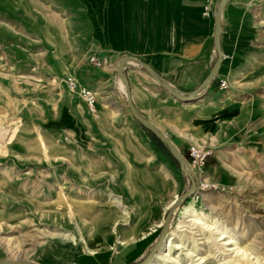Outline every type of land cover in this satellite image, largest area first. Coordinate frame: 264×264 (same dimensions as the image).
Listing matches in <instances>:
<instances>
[{"label": "rangeland", "instance_id": "374dc122", "mask_svg": "<svg viewBox=\"0 0 264 264\" xmlns=\"http://www.w3.org/2000/svg\"><path fill=\"white\" fill-rule=\"evenodd\" d=\"M82 9L80 0H0V56L38 58L36 64L6 67L12 103L7 101L0 110V264L22 260L71 264L78 253L92 251L88 217H97L99 202L104 197L111 201L109 196L114 194L101 192L115 184L111 169L116 163V138L127 135V120H132L125 114L130 113L127 96L123 95L122 105L113 96L105 112L99 109L91 114L74 93V113H69L73 117L68 116L61 79L50 78L45 54L37 53L39 45L21 31L34 16L53 11L65 18L82 14ZM252 19L255 45L246 63L228 80L229 89L219 88L215 95V100L235 107L228 110L227 104L217 118L219 149L235 150L236 156H219L235 175L234 181L228 185L208 178L216 148L210 138L199 143L211 151L203 175L210 187H198L172 209L176 198L191 189L190 178L180 167L183 177L164 218L172 212L168 231L163 224L158 232L160 244L144 258L147 264L161 252L173 260L167 264H264V1ZM93 57L80 56L72 66L71 75L81 84ZM106 68L113 71L109 78L121 79L110 60L95 69ZM148 137L162 151L164 144L151 134ZM183 154L190 161L188 152ZM189 204L199 218L206 216L202 221L212 226L211 231L186 223L191 217L186 219L183 210ZM57 233L75 240L52 237ZM230 237L231 244L224 246Z\"/></svg>", "mask_w": 264, "mask_h": 264}, {"label": "crops", "instance_id": "0c3cea01", "mask_svg": "<svg viewBox=\"0 0 264 264\" xmlns=\"http://www.w3.org/2000/svg\"><path fill=\"white\" fill-rule=\"evenodd\" d=\"M263 1L227 0L219 37L222 53L219 75L199 92L219 57L215 15H203L207 4L215 6L218 0H80L83 8L80 15L68 14L64 18L48 11L26 20L24 27L19 28L39 45L37 53L45 54L50 78L61 79L66 94L63 107L70 117L73 115L69 113H74V94L62 79L72 76L76 58L86 54L99 60L106 58L116 71L123 58L141 61L143 65L134 61L125 65V80L109 78L113 76L111 69L100 72L92 65L87 68V77L82 83L105 96L99 98L103 94L98 93L97 111L105 112L106 102L113 96L121 104L128 86L137 112L165 133L182 153H187L190 145L210 138L216 157L210 159L208 178L229 185L235 175L219 156L236 155L232 148L219 149L217 119L223 116L228 103L224 105L220 99L215 100V95L219 79L230 80L246 63L255 45L252 18ZM37 61V56H0V110L7 101L12 103L8 96L11 84L6 67H22ZM155 76L167 86L180 90L186 98L192 96L191 99H179ZM82 102L85 103L83 99ZM228 105V110L235 108ZM122 111L125 112L124 107ZM125 114H130L132 120H127V135L116 138V163L111 169L115 184L101 192L116 194L125 210L104 197L99 202L98 216L88 217L93 229L89 238L92 251L78 253L71 264H138L143 261L159 240L165 213L183 177L180 162L171 151L165 145L162 151L157 149L148 137L150 131L131 111Z\"/></svg>", "mask_w": 264, "mask_h": 264}, {"label": "water", "instance_id": "95a60500", "mask_svg": "<svg viewBox=\"0 0 264 264\" xmlns=\"http://www.w3.org/2000/svg\"><path fill=\"white\" fill-rule=\"evenodd\" d=\"M226 2H227V0H221L220 1V5L218 7V10L215 13V20H216L215 40H216V46L219 49V57H218L217 63L215 64L214 68L212 69L210 75L204 81L203 85L198 90V92L201 89H203L204 87H206L209 83H212L213 81H215L217 79L218 75H219L220 67H221V64H222V53L220 52V48H219V37H220V30H221L222 13H223V9H224V6H225ZM132 61L143 65L141 61L136 60L134 58L127 57V58H123L116 66L117 69H118V72L120 74V77L123 78L124 80L126 79V76H125V65L127 63H129V62H132ZM155 77L160 83H162L166 87H168L173 92V94L176 97H178L179 99H181V100H183V99H191L192 96H188L186 98V96H184V94L180 90H178L177 88H172V87L167 86V84L163 83L161 81V79H159L157 76H155ZM126 94H127V99H128V105H129L130 111L133 114V116L140 122V124L146 130L150 131L157 138H159V140H161V142L171 151V153L174 155V157L180 162L182 170L190 178L191 189L186 194L182 195L181 197H177L176 198L175 203L171 206V208L173 209V207L175 205H177L180 201L187 200L190 196H192L196 192L197 183H196L195 179L193 178V176L185 168V165H184V162H185L184 154L174 145V143L166 136L165 133H163L161 130H159L158 128L153 126L152 123H150L141 114H139L137 112V110H136V108H135V106L133 104L131 92H130V89L128 88V86H127ZM171 215H172V212H169L167 217H166V220H165V223H164L165 231H168V227L170 225V220H171ZM159 244H160V240L156 244L155 248ZM147 262H148V258L146 260H144V262L138 263V264H147ZM8 264H37V263L22 260V261H13V262L8 263Z\"/></svg>", "mask_w": 264, "mask_h": 264}, {"label": "built area", "instance_id": "2783aa9c", "mask_svg": "<svg viewBox=\"0 0 264 264\" xmlns=\"http://www.w3.org/2000/svg\"><path fill=\"white\" fill-rule=\"evenodd\" d=\"M216 10L214 4H207L204 16L209 17L210 14L215 15ZM91 63L94 68L101 69L105 66L104 60H99L97 57H93L91 59ZM66 84L71 93H76L77 91L80 94V97L87 104V107L91 113H95L97 111V102L98 95L93 91L86 87H81L80 82L73 76L67 78ZM219 88L222 91H226L229 89V81L226 78L219 79ZM211 155L210 150H206L199 145H190L188 149V156L190 161L184 162L186 170L193 176L197 183V189H208L210 184H207V180L204 179L203 175L205 173L206 159ZM188 176V175H187Z\"/></svg>", "mask_w": 264, "mask_h": 264}, {"label": "bare ground", "instance_id": "6f19581e", "mask_svg": "<svg viewBox=\"0 0 264 264\" xmlns=\"http://www.w3.org/2000/svg\"><path fill=\"white\" fill-rule=\"evenodd\" d=\"M212 14H210L209 16H211ZM79 81V80H78ZM123 83V82H122ZM124 84V83H123ZM80 86L81 87H86L87 88V86H85V85H83V84H81L80 83ZM125 87V86H124ZM203 90V89H202ZM96 93V92H95ZM202 93V92H201ZM76 94H78L79 96H80V94H79V92L77 91L76 92ZM97 94V93H96ZM98 95V94H97ZM189 101V100H188ZM97 112V111H96ZM95 112V113H96ZM89 113H91V112H89ZM91 114H93V113H91ZM110 199H111V201L113 202V204L116 206V207H118L119 209H122V210H125V205L123 204V202L115 195V194H110ZM174 204V203H173ZM172 204V205H173ZM184 212H183V215L185 216V215H187V217H186V219L188 218V217H191V219L189 220V221H187L186 223H192L191 224V226L192 227H195L196 229H198V227L201 229V230H203V231H206V232H209V231H211L212 230V226H209V225H207L206 223H204L202 220L204 219V218H206V216L205 215H202V218H199L198 217V213H197V211H196V209L193 207V204H189V205H187L185 208H184V210H183ZM213 225H215V223H213ZM223 235L224 234H226V233H222ZM66 236H68V237H71L70 235H64V234H53V236L52 237H62V238H66ZM198 236V235H197ZM203 236V235H202ZM72 238V240L74 241L75 240V238H73V237H71ZM231 240H232V238L230 237V239H228L227 241H225V243H223V245L224 246H229L230 244H231ZM237 244V243H236ZM238 245V244H237ZM170 248V247H169ZM246 249H248V247L247 248H245V250ZM155 257V256H154ZM153 257V259L148 263V264H167L168 262H171V261H173L168 255H165V254H163L162 252L159 254V255H157V257L156 258H154ZM178 263V262H177Z\"/></svg>", "mask_w": 264, "mask_h": 264}, {"label": "trees", "instance_id": "16d2710c", "mask_svg": "<svg viewBox=\"0 0 264 264\" xmlns=\"http://www.w3.org/2000/svg\"><path fill=\"white\" fill-rule=\"evenodd\" d=\"M151 133V132H150ZM151 135H153L154 137H156L153 133H151Z\"/></svg>", "mask_w": 264, "mask_h": 264}]
</instances>
